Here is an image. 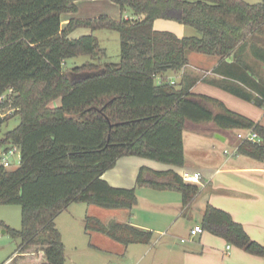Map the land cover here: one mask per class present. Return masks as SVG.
Returning <instances> with one entry per match:
<instances>
[{
  "label": "trees",
  "instance_id": "trees-1",
  "mask_svg": "<svg viewBox=\"0 0 264 264\" xmlns=\"http://www.w3.org/2000/svg\"><path fill=\"white\" fill-rule=\"evenodd\" d=\"M76 1L0 0V95L15 90L10 104L18 110L7 120L20 117L5 141L19 145L22 158L16 168L0 166V204L22 208L21 228L6 226L20 244L5 264H65L57 216L72 203L132 209L138 202L135 187L113 186L103 177L105 172L125 156L182 167L183 132L189 124L197 130L211 124L220 132L254 128L264 139L259 123L220 100L190 92V84L156 82L157 76L186 67L189 53H201L220 59L214 71L223 75V87L263 107L264 77L255 78L242 56L249 47L264 64V42L259 39L264 33V3L111 0L122 14L130 10L132 16L72 18L62 28L61 15L76 12ZM159 18L192 26L199 35L179 37L156 30ZM78 27L118 31L121 60L97 62L106 50L94 33L70 38ZM80 56H90L91 61L64 69L67 59ZM57 99L60 105L51 106ZM239 153L263 159L264 142L244 141ZM136 185L179 191L184 206L201 191L174 169L145 166ZM201 223L228 243L264 256V245L228 211L206 204ZM91 230L125 246L154 241L152 230L87 216L85 231Z\"/></svg>",
  "mask_w": 264,
  "mask_h": 264
},
{
  "label": "crops",
  "instance_id": "crops-1",
  "mask_svg": "<svg viewBox=\"0 0 264 264\" xmlns=\"http://www.w3.org/2000/svg\"><path fill=\"white\" fill-rule=\"evenodd\" d=\"M246 1L259 3V1L253 0ZM76 5V12H66L61 15L62 28L66 27L72 18H90L107 14L119 20L123 16L120 6L111 0H77ZM130 13L131 15L125 17H131L132 12ZM154 28L159 31L172 32L179 37L198 35V31L194 27L172 19H156ZM95 32L89 27H78L69 34V37L79 38ZM259 39L264 42V33L259 34ZM242 57L249 65V70L255 78L264 77L261 72H264V64L253 56L249 47L245 49ZM188 58L189 64L186 67L180 71H169L163 76H157L156 79H160V82L157 83L160 84L163 80H167L181 85V87L190 84V92L220 100L228 109L252 119L264 128V107L261 110L254 101L246 100L220 84L224 77L214 71L220 61L219 58L207 56L201 57L198 61L192 60L189 55ZM228 60L234 61V56L232 55ZM200 72L205 74L200 77ZM171 74L176 75L177 80L172 78ZM202 85L204 87L198 90V87ZM212 129H206L204 135L200 133L206 140L214 143L208 151L201 148L188 149L185 138L186 129L184 130L185 164L182 167L159 163L140 156H125L121 157L116 165L103 175L113 186L131 188L136 184L142 166L153 170L174 169L180 174L185 171L201 173L202 185L198 184L201 191L189 205L184 206L182 200L156 205L157 208L165 212L173 211L172 214H168L169 219H173V222L168 225L170 228L175 224L180 214L187 215L188 213L189 218L195 220L188 234H182L184 237H181V246L164 242L168 257H166L167 259L161 258L162 260L157 264H264V256L249 253L207 230L196 235L190 233L194 226L202 225L201 220L205 206L211 204L228 211L234 220L243 224L252 239L264 245V158L256 159L239 152L232 154L237 143V130L234 132L235 136L232 137L230 130L220 132L215 127ZM216 141L220 143L218 144ZM262 141L264 142V139L261 137L259 142ZM226 149L231 153H226ZM80 220L84 221L83 218ZM131 224L152 230L142 223L132 221ZM60 231L64 237L61 229ZM171 236L176 237L177 235L172 233ZM183 238L186 240L182 241ZM153 244L156 245V241ZM229 244L231 248L227 250ZM133 245L137 244L129 246Z\"/></svg>",
  "mask_w": 264,
  "mask_h": 264
},
{
  "label": "rangeland",
  "instance_id": "rangeland-1",
  "mask_svg": "<svg viewBox=\"0 0 264 264\" xmlns=\"http://www.w3.org/2000/svg\"><path fill=\"white\" fill-rule=\"evenodd\" d=\"M253 1L264 3V0ZM127 11L123 14L124 16L131 15V11ZM94 34L98 36L101 47L107 53L101 61H96L99 63L119 62L121 60V39L119 32L110 29H101L97 30ZM189 56L195 61L200 60L201 57L208 56L209 58H213V56H205V54L201 55L195 52L189 53ZM87 61H91L90 56L67 59L64 64V69L82 65ZM261 72L264 76V72ZM204 74V72H200L199 76L201 77ZM172 78H176L177 80L176 75H172ZM156 82H160V79L157 78ZM202 87L204 85L199 86L198 90L202 89ZM59 104L60 99L52 102L51 106H58ZM259 108L263 110V107L259 106ZM19 123L20 117L18 115L10 118L3 125L2 134L15 128ZM192 126L189 124L185 130L188 149L201 148L202 150H210L211 145L214 143L206 140L203 133L206 132V128H210L213 125H202L200 128L202 131L193 130ZM234 132L236 131H231L232 137L235 136ZM200 133L203 135H200ZM216 142L218 144L220 143L218 141ZM17 161L15 157V167L12 168L19 166ZM133 187L136 189L138 202L132 209L108 208L87 203H72L57 216L55 221L58 228L63 232V241L66 244L65 264H157L162 260L161 258L164 257V259H167L166 257H168L164 246L165 241L171 244L174 243L173 245L178 244L181 246V237H184L182 234H188L195 220L190 219L188 213L187 215L180 214L175 224L170 228L168 225L173 222V219H169L168 214H172L173 211L165 212L157 208L156 205L181 201L182 194L179 191L156 190L150 187H140L136 184ZM21 214L22 208L19 204H0V264H5L19 247L20 240L12 237L7 231L6 226L15 229L21 228ZM86 215L98 218L105 224L111 222L131 224L132 221H135L147 225L154 232L153 242L156 241V245H154L155 243L148 245L137 244L128 247L99 231L91 230L85 233ZM81 218H83V222L80 220ZM172 233L177 236H171ZM160 239L161 241H158Z\"/></svg>",
  "mask_w": 264,
  "mask_h": 264
},
{
  "label": "built area",
  "instance_id": "built-area-1",
  "mask_svg": "<svg viewBox=\"0 0 264 264\" xmlns=\"http://www.w3.org/2000/svg\"><path fill=\"white\" fill-rule=\"evenodd\" d=\"M173 83V82H172ZM15 93L13 88H9L0 95V166L11 169L15 167L14 158L18 160L19 165L21 164V148L19 145L12 142L5 141L6 132L2 134V127L8 121L7 118L15 114L18 108L13 107L10 102L12 95ZM264 107V106H263ZM237 143L232 151V154H237L239 152L240 143L244 141L259 142L261 136L254 128L249 129H239L236 133ZM226 153H231L228 149L225 150ZM18 167V166H17ZM184 181L194 184H200L201 182V173L200 172H183L181 174ZM202 225H196L191 229V235H196L204 232ZM186 239L183 238L182 241ZM231 248V245H227V250Z\"/></svg>",
  "mask_w": 264,
  "mask_h": 264
},
{
  "label": "water",
  "instance_id": "water-1",
  "mask_svg": "<svg viewBox=\"0 0 264 264\" xmlns=\"http://www.w3.org/2000/svg\"><path fill=\"white\" fill-rule=\"evenodd\" d=\"M218 136H220L219 134H218ZM223 138V137H222Z\"/></svg>",
  "mask_w": 264,
  "mask_h": 264
}]
</instances>
